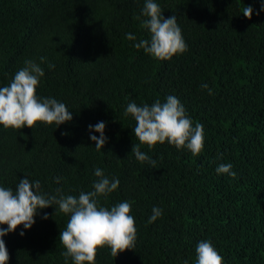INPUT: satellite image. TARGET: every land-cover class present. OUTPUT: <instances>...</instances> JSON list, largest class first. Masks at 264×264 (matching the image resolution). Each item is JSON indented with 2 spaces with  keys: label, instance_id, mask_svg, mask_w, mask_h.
<instances>
[{
  "label": "trees",
  "instance_id": "16d2710c",
  "mask_svg": "<svg viewBox=\"0 0 264 264\" xmlns=\"http://www.w3.org/2000/svg\"><path fill=\"white\" fill-rule=\"evenodd\" d=\"M154 2L165 18L176 16L187 44L171 61L135 47L150 40L145 0H0V87L32 60L45 73L38 97L64 103L73 115L59 128L0 125V187L15 192L27 177L46 196L78 198L94 190L97 168L118 179V189L99 202L108 209L131 204L135 248L118 257L100 249L95 264H195L201 241L223 264H264V0ZM245 6L253 8L251 20ZM168 96L181 102L193 127L203 125L199 156L136 140L127 105ZM100 121L107 143L97 151L89 125ZM134 144L155 167L136 159ZM228 163L235 179L216 171ZM153 207L163 214L150 224ZM69 219L56 204L38 210L30 230L21 226L3 238L8 264H74L59 240Z\"/></svg>",
  "mask_w": 264,
  "mask_h": 264
},
{
  "label": "clouds",
  "instance_id": "9594fccd",
  "mask_svg": "<svg viewBox=\"0 0 264 264\" xmlns=\"http://www.w3.org/2000/svg\"><path fill=\"white\" fill-rule=\"evenodd\" d=\"M261 11H264V4H261ZM142 14L147 18L143 26L150 30V40H141L135 44L137 49L143 48L158 61H171L187 51V44L175 15L165 18L154 0H145ZM252 14L251 6L243 8V16L249 20L252 19ZM127 39L135 40L136 37L128 33ZM43 59L41 58L42 62ZM44 74L37 63L26 60L25 66L14 75L10 85L0 87V125L5 129L20 131L27 127L33 130L38 124L56 125L59 128L73 120L72 112L64 103L54 98L38 97L37 89ZM201 87L212 94L207 84H202ZM125 115H131L136 122L133 129L136 140L150 150L165 142L178 150L187 148L193 156H199L204 150L203 125L196 123L193 127L192 119L187 116L184 106L175 96H168L163 103L158 99L151 106H138L131 102L127 105ZM105 127L103 121L94 126L89 125L90 139L94 141L97 151L107 143ZM92 132L99 133V138L91 135ZM132 154L142 164L147 161L155 167L156 161L142 152L138 145L134 144ZM216 171L236 178L231 163L218 165ZM95 176L98 180L93 182L94 190L81 192L78 198L64 196L59 191L58 196H46L40 191V182H32L27 177L19 181L15 192L11 188L0 187V226H5L0 227V264H8L10 259L3 238L9 233H15L21 226L30 230L35 224L38 210L47 209L53 204L58 205L60 213L70 217L66 229L61 231L59 237L66 249L63 253L66 260L71 257L74 264H95L100 249L109 248L113 257L133 250L137 229L131 214V204L124 201L108 209L100 206L99 202L100 197L107 198L110 193L115 192L120 181H110L99 168L95 170ZM162 214L161 208L153 207L148 223L156 222ZM44 219H48V216L45 215ZM24 234L23 231L20 232L22 237ZM195 264H223V259L210 242L201 241L196 247Z\"/></svg>",
  "mask_w": 264,
  "mask_h": 264
}]
</instances>
